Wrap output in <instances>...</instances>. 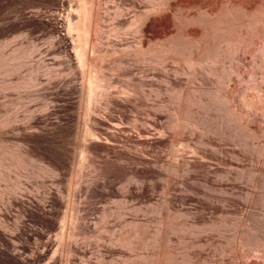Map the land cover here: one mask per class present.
<instances>
[{
	"label": "rangeland",
	"instance_id": "obj_1",
	"mask_svg": "<svg viewBox=\"0 0 264 264\" xmlns=\"http://www.w3.org/2000/svg\"><path fill=\"white\" fill-rule=\"evenodd\" d=\"M179 1L164 9L167 16L152 13L170 19L174 34L186 23L199 30L196 19L206 9L226 8L223 0ZM259 1L242 0L250 8ZM77 2L0 0L6 52L21 42L37 46L0 78L16 81L36 66L39 80L0 91V119L16 118L0 127V139L33 159L25 168L0 166V264H264L260 42L227 56L225 44L209 38L217 60L193 71L187 52L161 62L150 51L174 34L149 33L144 60L126 55L140 39L126 25L135 13L150 11V1L104 0L107 32L119 28L102 44L114 86L86 117L85 78L68 46L76 33L66 34L64 22L71 12L78 19ZM211 65L225 75L207 71ZM244 94L252 107L240 101ZM86 125L95 136L79 137Z\"/></svg>",
	"mask_w": 264,
	"mask_h": 264
},
{
	"label": "bare ground",
	"instance_id": "obj_2",
	"mask_svg": "<svg viewBox=\"0 0 264 264\" xmlns=\"http://www.w3.org/2000/svg\"><path fill=\"white\" fill-rule=\"evenodd\" d=\"M103 1L104 0H78L77 5H76V12H75L76 14H78L77 15L78 19L76 18L77 20H75V18L72 15V12H71V13H68L66 15V18L64 21V22H66V28H67L66 34L69 35V34H71L72 31H74L76 33V41L73 40L71 42L72 44H69L68 46H70V49H69L70 52L75 55L77 64H79L80 70L82 71L81 73H83L84 78H85V86L83 87V97L84 98L82 97L83 98L82 100H84V103H85L84 109H85V116L86 117H89V115L92 113V110L94 109L95 105H97L98 96H102V95L108 93L111 90V88L114 86L113 84L110 83V78L108 76L107 70H105V68H104L105 66L103 65L102 56L104 55V49L102 47L103 46L102 44H103L104 37L106 35L108 36V34H106V33L109 32V37H110V34L116 35L119 32V28L118 27H112L107 32L106 27H105V25H106L105 22H107V20L109 18L106 20L107 14L105 15V12H104L105 5H104ZM149 1H150V11H147V7L146 8L144 7L145 9L143 11H141L140 13H135L132 16V18L130 19V21L127 23L128 25H126V27L128 29L126 31H128L130 33L137 34L140 37L138 44L135 45L134 48L129 47L126 55H131V54L138 55L139 57H141L144 60H147V41L152 40V38L149 39V35H150L149 33H153V35L155 37L160 36V35H161L160 37H162V35L168 36L170 33L174 34L173 32H171L173 30L171 25H173V24L169 23V21H171L170 19H169V21H164L166 19V18H164L162 21H160L162 16H160L161 18L159 20L158 19L159 17L157 18L158 15L153 16L152 13H154V15H156L158 13L157 11H159V10L160 11L162 10L165 12L164 9L165 8L169 9V7L172 8L176 4V0L175 1L174 0H149ZM228 1H230V0H228ZM228 1L225 3L223 0L222 4L226 5L225 9L219 8V7H217V8L211 7V9L213 8L215 10H217L219 8V11L218 12L216 11V13H215V10L212 9L214 12L209 13L211 10L206 9V11L202 12L203 13L202 15H198V17L196 16L199 19V20L196 19L197 22H199L201 25V27H200L201 32H198V31H200V29L199 30L198 29L193 30L192 28L190 29L189 28L190 25H188V23H186L184 26V29L186 28L184 30V32L181 33L178 31L174 35H171V36L169 35L170 37L168 36V38L166 36H164V38L166 37L165 38L166 41L160 42L158 44L159 46L157 45L158 47L155 45V48L154 47L150 48V51L153 53L154 57L162 62L165 59H167L168 57L169 58L173 57L175 59H178L179 56H181L182 54H185L187 52V54H186L187 62L189 64V66L193 69V71H195L196 66L201 65L202 63L207 62V61L217 60L216 58L219 55L218 54L219 50H217V51L211 50L209 48V46L206 45V40L209 38L215 39L216 42L219 43L218 46H221L220 44L224 43L225 44L224 52L227 53L226 54L227 56H233V54L242 55L243 51H245L247 47H250V45H255L257 42H260V43H258L259 45H257V46H258L259 52H261L260 55L262 54L261 56H264V2H263L264 0H262V1L258 0L261 5L259 3H258L259 6H258V4L254 5V7L257 6L255 8L254 7L250 8L249 7L250 5L248 3L247 4L249 6H244L245 3L242 2V0H241V3L243 5L239 4L240 1L238 3L235 0H231L229 3H228ZM181 2H183V1L181 0ZM181 5H182V3H181ZM220 7H224V6L221 5ZM168 9L166 11H168ZM204 9H205V7H204ZM107 10H108V8H107ZM162 11L160 12L161 14L164 13V12L162 13ZM207 11H209V12H207ZM122 12L123 11H121L119 9L117 11L118 14H121ZM204 13H206V15ZM73 14H74V12H73ZM165 15L167 16L168 14L166 13V14H164V16ZM168 17L170 18V16H168ZM196 17H194V18H196ZM199 23H198V25H199ZM3 25L4 24L0 21V33L2 31ZM170 26H171L172 30L170 29ZM173 26H175V25H173ZM187 26H189V27H187ZM154 36H152V37H154ZM155 41H156V39H155ZM8 43H10V42L9 41L6 42V40H0V74H4V75H9V74L15 72L19 68V65H20L19 61L25 60L26 58L30 57L31 54H33V52L36 51V49H37V46L35 44H31L29 47L25 48L24 46H22V42H21V46L15 47L11 52H6L5 48L8 45ZM200 54H202V55H200ZM248 57H250V56H248ZM262 58H264V57H262ZM261 60H264V59H261ZM261 60H260V62H261ZM261 65H262V63H261ZM37 69H38V67L33 66L32 72L28 77H19V78L17 77L18 79L16 81L5 79V78H0V91H3L7 88L19 89V88L24 87V86H29V87L30 86H37L39 84L38 77L35 75V71ZM206 69L210 73H213L215 75L217 74L218 76L219 75H222V76L225 75V70L220 69V70H222V72L220 71L221 72L220 73L218 71V68L216 69V67L212 66V65L207 66ZM223 71H224V73H223ZM232 72H233V69H232ZM52 74L53 73L51 71H48V75L52 76ZM219 77H221V76H219ZM254 84H256V82ZM256 85L259 88L261 87V86H259L260 83H259V85H258V83ZM250 86H253V85H250ZM254 86H253V88L252 87L251 88L255 89L256 86L255 87ZM29 87H28V89H29ZM259 88H258V90H260ZM121 92H124V93L127 92L128 93V90L121 88ZM131 94H133V93H131ZM261 95H262V93H261ZM219 97L222 98L225 102L229 101L228 95H224V96L221 95ZM247 98L248 97H246V95H245V96L240 98V101H242V104L245 107L246 106L252 107L254 105L253 102H250L252 100H249ZM227 109H230L232 114L235 116H238L239 114H241V112H239V110L235 109V107H233V108L231 107V108H227ZM263 109H264V107H263ZM248 113H250V112H248ZM13 121H16V118L7 117V118L0 119V127H4L7 124L12 123ZM80 133L81 134H79L80 135L79 137L83 136L86 138L89 136H91V137L95 136V134H96L94 132V130L88 125H86L84 127V129L81 130ZM158 133H160V132H158ZM77 139H79V138H77ZM6 142L7 141H5V139H3V138L0 139V166L5 165V166L10 167V168H17V167H24L25 168L29 164H32L33 159L31 158L30 152L28 150H26V148L25 149L23 147L21 148L18 144L10 145L9 143L7 144ZM181 142H180V144H181ZM78 146H79V144H78ZM172 148L174 150H176L175 146H173ZM184 151H186V150H184ZM81 152L84 153V149H82ZM48 170L53 172V170L51 168H49ZM75 174H76V172H75ZM18 186H19V184L16 183L15 188H17ZM70 206H71V204H70ZM73 213H74V211H73Z\"/></svg>",
	"mask_w": 264,
	"mask_h": 264
}]
</instances>
